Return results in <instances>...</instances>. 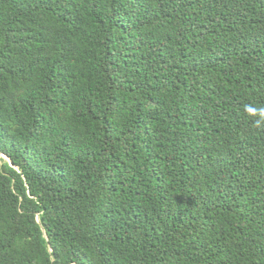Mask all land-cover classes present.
<instances>
[{
    "label": "trees",
    "instance_id": "trees-1",
    "mask_svg": "<svg viewBox=\"0 0 264 264\" xmlns=\"http://www.w3.org/2000/svg\"><path fill=\"white\" fill-rule=\"evenodd\" d=\"M0 264H264V0H0Z\"/></svg>",
    "mask_w": 264,
    "mask_h": 264
}]
</instances>
